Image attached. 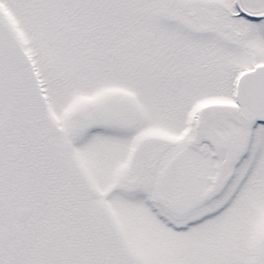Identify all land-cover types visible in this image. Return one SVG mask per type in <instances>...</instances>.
I'll return each instance as SVG.
<instances>
[{"label": "snow or ice", "instance_id": "6c2138e0", "mask_svg": "<svg viewBox=\"0 0 264 264\" xmlns=\"http://www.w3.org/2000/svg\"><path fill=\"white\" fill-rule=\"evenodd\" d=\"M0 264H264V0H0Z\"/></svg>", "mask_w": 264, "mask_h": 264}]
</instances>
